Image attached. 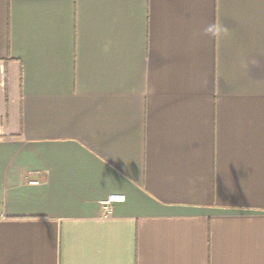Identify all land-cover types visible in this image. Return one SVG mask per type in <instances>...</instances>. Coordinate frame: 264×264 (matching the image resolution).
<instances>
[{
    "label": "crops",
    "instance_id": "1",
    "mask_svg": "<svg viewBox=\"0 0 264 264\" xmlns=\"http://www.w3.org/2000/svg\"><path fill=\"white\" fill-rule=\"evenodd\" d=\"M0 264H264V0H0Z\"/></svg>",
    "mask_w": 264,
    "mask_h": 264
},
{
    "label": "built area",
    "instance_id": "2",
    "mask_svg": "<svg viewBox=\"0 0 264 264\" xmlns=\"http://www.w3.org/2000/svg\"><path fill=\"white\" fill-rule=\"evenodd\" d=\"M125 196L123 194H111L102 201V206L106 213H110L113 203L123 202Z\"/></svg>",
    "mask_w": 264,
    "mask_h": 264
}]
</instances>
